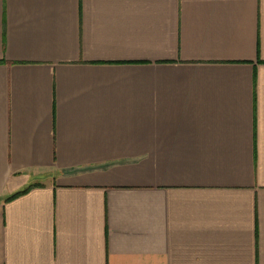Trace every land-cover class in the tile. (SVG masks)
Instances as JSON below:
<instances>
[{
    "label": "crops",
    "instance_id": "crops-1",
    "mask_svg": "<svg viewBox=\"0 0 264 264\" xmlns=\"http://www.w3.org/2000/svg\"><path fill=\"white\" fill-rule=\"evenodd\" d=\"M0 264H264V0H0Z\"/></svg>",
    "mask_w": 264,
    "mask_h": 264
},
{
    "label": "trees",
    "instance_id": "trees-1",
    "mask_svg": "<svg viewBox=\"0 0 264 264\" xmlns=\"http://www.w3.org/2000/svg\"><path fill=\"white\" fill-rule=\"evenodd\" d=\"M28 189H29V188H26V189L23 190V191H20V192H17V193H14V194L10 195V196L7 198V200H11V199H13V198H15V197H17V196H19V195L25 193Z\"/></svg>",
    "mask_w": 264,
    "mask_h": 264
}]
</instances>
